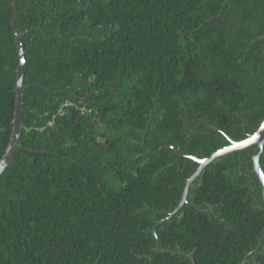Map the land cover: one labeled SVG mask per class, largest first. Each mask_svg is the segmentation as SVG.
<instances>
[{
  "label": "trees",
  "instance_id": "1",
  "mask_svg": "<svg viewBox=\"0 0 264 264\" xmlns=\"http://www.w3.org/2000/svg\"><path fill=\"white\" fill-rule=\"evenodd\" d=\"M224 1L15 0L17 29H41L23 35L0 264H264L256 144L206 164L163 220L199 164L159 148L207 157L230 143L221 131L241 140L264 119V0H228L218 15ZM11 2L0 0V158L18 64Z\"/></svg>",
  "mask_w": 264,
  "mask_h": 264
},
{
  "label": "water",
  "instance_id": "2",
  "mask_svg": "<svg viewBox=\"0 0 264 264\" xmlns=\"http://www.w3.org/2000/svg\"><path fill=\"white\" fill-rule=\"evenodd\" d=\"M228 0H225L222 4V7L219 10L218 15L221 13L223 6L227 3ZM13 11L11 15V26L13 33L15 35V43H16V50H17V55H18V64L16 67V82H15V88H14V94H15V103H14V111H13V119H12V129H11V134L8 140L7 147L3 153V155L0 158V174L5 170L7 167L8 163L11 161L13 158L14 152L16 149L20 148L21 146L17 144L18 138L20 136L21 130H22V118H23V97H24V90L26 88V84L24 83V76H25V70L27 67V60H26V55H25V50L23 47V35L31 30L34 29H41L40 24L37 26L26 29L23 31H19L17 27L15 26V17L17 15V8L15 4V0H12L11 2ZM259 38H264L263 36H260ZM257 40L254 39L253 42ZM204 123L215 130L218 128L207 123L205 120H203ZM222 134H224L227 139L229 140V144L219 148L215 152H213L211 155L207 157H198L197 155L194 154H187L179 149V147L169 144V145H163L159 149L164 148V147H171L173 148L180 156H183L185 158H191L194 161L198 162V167L195 170V172L187 179V182L184 187V191L181 195V199L179 203L175 206L174 210L171 212L170 215L166 216L163 220H168L173 217L174 214L177 213L179 208L183 205V203L187 199V193L189 190L190 184L193 182L195 178L202 172L206 164H208L210 161L214 160L216 157L220 155H224L229 152H234V151H242L244 148L248 146H252L253 144H256V147L253 151L252 154V163H253V170L256 173V175L259 178V181L261 183V188H262V194L264 198V171L261 168L260 162H259V157L261 152L263 151V146H264V119L258 126V128L250 135L247 137L241 139V140H234L232 137L227 135L225 132L221 131ZM162 220H160L158 223H160ZM264 239V234L260 237V240L257 244V247L253 249V251H257L259 246L261 245L262 241ZM248 256V254L245 256V258Z\"/></svg>",
  "mask_w": 264,
  "mask_h": 264
}]
</instances>
